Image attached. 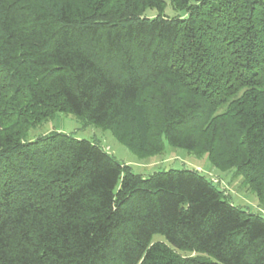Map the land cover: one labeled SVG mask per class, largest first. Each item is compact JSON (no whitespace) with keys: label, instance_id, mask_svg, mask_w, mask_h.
Listing matches in <instances>:
<instances>
[{"label":"trees","instance_id":"trees-1","mask_svg":"<svg viewBox=\"0 0 264 264\" xmlns=\"http://www.w3.org/2000/svg\"><path fill=\"white\" fill-rule=\"evenodd\" d=\"M168 1L182 16L0 0V264H264V219L199 172L142 177L95 142L26 140L72 114L140 157L204 154L263 202L264 0Z\"/></svg>","mask_w":264,"mask_h":264},{"label":"rangeland","instance_id":"rangeland-1","mask_svg":"<svg viewBox=\"0 0 264 264\" xmlns=\"http://www.w3.org/2000/svg\"><path fill=\"white\" fill-rule=\"evenodd\" d=\"M158 15L155 10H146L143 17L153 19ZM165 17L182 16L175 12L166 0ZM51 132H59L78 140H87L98 145L112 156L117 162L122 163L130 170L142 177H148L155 172L169 170H195L203 175L222 193L233 206L264 219V201L262 202L254 191L245 182L243 176L235 170L220 171L214 168L204 154L191 153L186 150L164 143V150L160 154L140 157L129 150L125 145L116 140L110 130L85 122L72 114L60 113L48 118L32 127L26 140H33ZM152 242L166 243L161 235H154ZM186 256V253H180Z\"/></svg>","mask_w":264,"mask_h":264}]
</instances>
